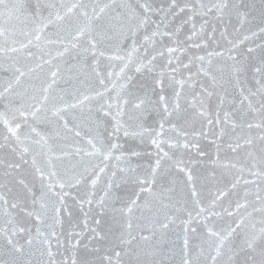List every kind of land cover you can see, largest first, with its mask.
<instances>
[{
  "label": "snow or ice",
  "instance_id": "1",
  "mask_svg": "<svg viewBox=\"0 0 264 264\" xmlns=\"http://www.w3.org/2000/svg\"><path fill=\"white\" fill-rule=\"evenodd\" d=\"M5 71L0 264H264V0H0Z\"/></svg>",
  "mask_w": 264,
  "mask_h": 264
},
{
  "label": "water",
  "instance_id": "2",
  "mask_svg": "<svg viewBox=\"0 0 264 264\" xmlns=\"http://www.w3.org/2000/svg\"><path fill=\"white\" fill-rule=\"evenodd\" d=\"M22 2L29 5V6H34L36 3V0H22ZM46 2H48V0H41V3H46ZM256 2L258 3L259 0H256ZM44 15L46 16L47 13L45 12ZM229 32L231 33V29H229ZM217 36H218V33H217ZM34 51H35V49H34ZM8 75H9V73H7L6 71L0 72V77H3L4 79H6ZM0 128H2V126H0ZM121 142H123V139L121 140ZM205 143H207V141H205ZM129 145H131V142H129ZM129 145H126V146H129ZM212 154H213V157H215V149L214 148L212 149ZM224 155L225 154L223 152H221V158L222 159H223ZM113 163H115V161H113ZM198 168H199V170L195 173L198 177L197 184H198V186H201V185L204 186L205 194H207L208 188H211L214 191L215 185L227 184L229 182V180L231 179L230 176H227V175L222 176L221 170L220 169H213L210 163H205L202 166H198ZM213 171H215V180L212 179ZM101 183H103V178H102ZM99 194L103 195V192L101 191V192H99ZM240 195L241 196L243 195L242 190L240 191ZM230 198L234 200L236 197L233 195ZM227 204H228V198H226L224 201V205L227 206ZM80 219L82 221L83 217L81 216ZM67 227H68V224L65 223V228H67ZM164 248H165V251H167L168 245L165 244Z\"/></svg>",
  "mask_w": 264,
  "mask_h": 264
}]
</instances>
